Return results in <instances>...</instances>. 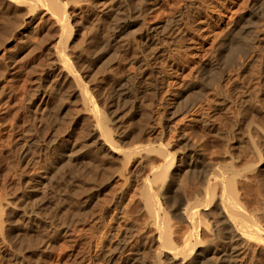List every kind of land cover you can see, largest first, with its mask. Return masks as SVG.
<instances>
[{"label": "rangeland", "instance_id": "obj_1", "mask_svg": "<svg viewBox=\"0 0 264 264\" xmlns=\"http://www.w3.org/2000/svg\"><path fill=\"white\" fill-rule=\"evenodd\" d=\"M33 2L38 7L0 0V33L9 27L0 39V264H129L136 247L144 264H157L146 192L157 195L181 246L191 232L181 209L202 185L198 173L172 183L151 171L162 167L163 152L182 153L184 141L237 174L244 206H264L262 0H59L71 37L49 0ZM248 21L242 48L218 58L224 39ZM164 22L168 28L148 42ZM63 49L75 74L57 62ZM214 60L222 72L213 69L196 89L197 72ZM128 83L136 99L121 101L115 114L112 98ZM100 119L116 152L102 130L92 133ZM205 220L204 241L214 238V205ZM256 254L264 264V249Z\"/></svg>", "mask_w": 264, "mask_h": 264}, {"label": "bare ground", "instance_id": "obj_2", "mask_svg": "<svg viewBox=\"0 0 264 264\" xmlns=\"http://www.w3.org/2000/svg\"><path fill=\"white\" fill-rule=\"evenodd\" d=\"M31 5L38 7V4L29 0ZM40 1V0H36ZM53 14L56 16L58 23L61 25L64 35L72 36L69 30V19L64 6L59 0H49ZM258 14H264V0L260 3L257 9ZM136 19L125 18L121 25L117 27L119 33H124L131 28L134 22L143 13V8L136 9ZM168 23H158L151 29V33L147 35V41H151L152 37L165 31ZM252 22L248 21L241 24V29L238 35L232 38H226L222 42L218 58H223L229 54L233 47L236 49L242 48L248 32L252 27ZM9 29V27H8ZM8 29L0 33V39L4 38ZM96 46V57L104 55L102 47ZM66 50H61L58 54L57 62L65 70L70 69L67 59ZM212 61L210 66L202 67L197 72V78L200 76V81L193 80L191 85L195 88H202L203 80L208 76L210 78L213 69H219L220 62ZM221 67V66H220ZM221 71V70H220ZM222 72V71H221ZM75 74V73H74ZM221 74L217 72L214 79ZM212 79V77H211ZM4 81L0 80V88L4 87ZM75 81L81 85L78 78ZM196 88V89H197ZM83 96L86 101H89V95L83 88ZM201 92V91H200ZM185 93V92H184ZM135 89L130 83L122 85L118 88L116 95L112 98L111 106L116 114L117 106L121 101L136 99ZM247 131L252 128V122L248 117L244 118V123ZM104 133L107 142L111 145V151L116 152V144L113 141L110 129L106 121L100 119L92 128V133L97 135L98 132ZM258 134L263 135L257 131ZM100 135V134H99ZM264 137V135H263ZM128 135L124 133L121 139L125 140ZM184 151L178 156L163 152L162 167H151V171L156 177H166L169 174L172 183L182 180L185 176L198 173L201 176L202 185L200 193L193 199L187 201L181 209V219L185 226L191 229V232L183 233L181 246H177L173 241L174 230L166 216L160 213L161 204L158 202V197L151 191L146 192L147 206L151 216L152 223L157 228L153 241H156L160 247V259L157 264H261L260 258L256 252L259 247L264 249V206L253 208L246 207L242 204L238 192V181L236 173H228L223 169L216 168L214 164L207 162L199 150L190 145L187 141L183 142ZM29 149L23 147V151ZM94 159V157H90ZM209 205H214V226L211 229L214 238L202 240L199 233L207 229L208 222L205 220L207 208ZM0 223L2 221L0 220ZM140 248H132L127 259L129 264H144V259L141 257ZM142 259V260H141Z\"/></svg>", "mask_w": 264, "mask_h": 264}]
</instances>
